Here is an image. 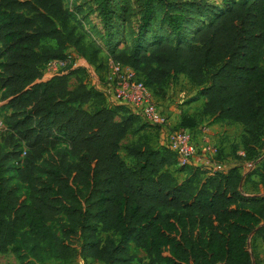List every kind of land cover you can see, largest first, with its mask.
<instances>
[{
	"label": "trees",
	"instance_id": "1",
	"mask_svg": "<svg viewBox=\"0 0 264 264\" xmlns=\"http://www.w3.org/2000/svg\"><path fill=\"white\" fill-rule=\"evenodd\" d=\"M93 2L105 63L62 0H0V255L18 264H256L249 242L264 244V194L244 195L236 166L211 173L180 163L151 141L162 128L109 102L88 67L101 87L109 64L131 69L156 104L186 80L203 103L170 129L240 126L238 158L264 188V0H220L217 12L204 0ZM69 51L84 65L45 77Z\"/></svg>",
	"mask_w": 264,
	"mask_h": 264
},
{
	"label": "rangeland",
	"instance_id": "2",
	"mask_svg": "<svg viewBox=\"0 0 264 264\" xmlns=\"http://www.w3.org/2000/svg\"><path fill=\"white\" fill-rule=\"evenodd\" d=\"M195 3H198L200 0H189ZM212 11L217 12L223 9V5L220 0H204ZM231 1V0H228ZM62 4L64 9H66L72 17L73 24L77 27L78 32H80L83 36V42L85 44H94L99 46L102 50L100 55L102 61L105 63L107 60L106 49L103 46L104 40V29L101 19L96 12V7L94 5L93 0H62ZM211 13V12H209ZM127 14V22H130L131 25L136 28L139 22V10L138 7L134 4V1H131L129 4V9L126 12ZM116 27V26H115ZM127 26L125 22H120L118 24V32L121 34L120 43L118 44V48L123 47L122 40L123 36L126 35ZM82 65H84L82 63ZM89 74L91 76L90 84L95 86L97 89H100L98 86L97 79L94 75V69L88 67ZM100 76L106 81L108 76L104 71L99 72ZM74 81H71L70 88L74 86ZM195 91L185 85L184 80H180L178 86L173 88L169 92V96L164 104L158 103V106L164 111V114L169 119L168 128H174L177 115L175 117H170V111L167 109L171 106H175L178 108V111H184L186 113H193L199 110L202 106V101L197 99V94L195 95ZM88 109V107H86ZM4 114L0 113V121L4 122ZM206 127H212L211 133L205 134L206 140H202V132L201 130H194L190 132V136L192 137L193 142L197 146L199 154L204 155L208 158H212L216 163H218L222 170L226 171L229 167H238L240 169L241 174L244 176L245 182L243 185L242 193L244 195H262L264 194V188L258 186V178L256 175V167L248 168L244 164L241 163L240 157L238 156V152L240 149V137L242 135V128L240 126H231L227 127L225 125H211L205 122ZM143 128H146L143 124L141 125ZM147 129V128H146ZM149 132V130H148ZM150 135L153 136L151 141L156 144L157 142H163L165 144V131L163 129L152 131ZM157 140V141H156ZM135 138H128L126 142L122 144V148L129 144L133 143ZM215 150V154L211 155L208 150ZM262 150H264V138L262 141ZM120 156L128 165H132V162L125 157L124 151H120ZM262 156H264V151L262 152ZM239 157V158H238ZM182 165V164H181ZM195 166L199 168L197 164H186ZM174 175L176 176L178 181H183L185 178V174L179 173L173 170ZM53 228H57V225H52ZM249 250L254 258L256 264H264V244L256 237L250 239L249 242ZM131 253L134 254L138 259L145 261L144 254L139 250H134L131 248ZM0 264H15V262L11 259L10 256H6L4 258H0Z\"/></svg>",
	"mask_w": 264,
	"mask_h": 264
},
{
	"label": "built area",
	"instance_id": "3",
	"mask_svg": "<svg viewBox=\"0 0 264 264\" xmlns=\"http://www.w3.org/2000/svg\"><path fill=\"white\" fill-rule=\"evenodd\" d=\"M82 60L74 51H69L64 59L49 62L44 69V76L48 77L63 70L68 65L73 67L83 66ZM108 76L105 86H100V91L104 93L107 100L112 104H118L129 109L134 115L142 118L151 126L161 127L165 131V145L173 152L182 164H197L205 172H225L222 167L212 158L199 154L197 146L192 140L190 133L185 130H171L168 128L169 119L164 111L151 98L147 89L136 81L135 73L129 68H123L109 64ZM5 127L0 122V135L5 132ZM202 134V140L206 136ZM211 155L215 150H208ZM25 156V149L21 153V159ZM240 158L244 157L242 152H238ZM251 168L250 163H243ZM230 168V167H229ZM227 171V170H226Z\"/></svg>",
	"mask_w": 264,
	"mask_h": 264
},
{
	"label": "crops",
	"instance_id": "4",
	"mask_svg": "<svg viewBox=\"0 0 264 264\" xmlns=\"http://www.w3.org/2000/svg\"><path fill=\"white\" fill-rule=\"evenodd\" d=\"M181 80H184V79H181ZM184 82H185V85H187L189 88H191L189 85H188V83H187V81L186 80H184ZM71 84V83H70ZM74 87V86H73ZM73 87H71V88H73ZM177 87V86H176ZM176 87H174V88H176ZM171 89H173V88H171ZM192 89V88H191ZM193 91H195V93L196 94H198V90H195V89H192ZM170 92V91H169ZM195 94V95H196ZM197 97H198V95H197ZM197 99H199V98H197ZM201 100V99H200ZM165 102H163L162 104H164ZM115 105H118V104H115ZM167 111H170V112H168L169 113V115H170V117L172 116V117H175L176 115H177V118H176V122H175V124L177 123V119H178V116H179V114H180V112L178 111V108L177 107H175V106H171V107H169L168 109H167ZM213 125H217V124H213ZM211 129H212V127H206V126H200L199 128H197V130H201V132L203 133V132H205V134H207V133H211ZM204 134V135H205ZM126 142V141H125ZM161 144H163V142L161 141L160 142ZM6 256H10L11 257V259L15 262V264H18L17 262H16V260L14 259V257L10 254V253H8V254H6V255H0V258H4V257H6ZM46 264H61L60 262H57V261H54V260H51V261H48ZM73 264H84L81 260H77L75 263H73Z\"/></svg>",
	"mask_w": 264,
	"mask_h": 264
}]
</instances>
